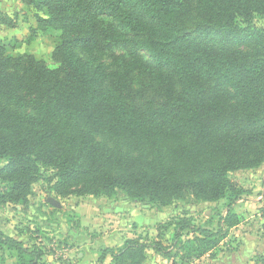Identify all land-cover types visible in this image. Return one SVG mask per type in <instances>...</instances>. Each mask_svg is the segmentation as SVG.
<instances>
[{
    "label": "trees",
    "instance_id": "obj_1",
    "mask_svg": "<svg viewBox=\"0 0 264 264\" xmlns=\"http://www.w3.org/2000/svg\"><path fill=\"white\" fill-rule=\"evenodd\" d=\"M27 1L37 30L61 33L58 66L0 44V206L27 203L48 167L63 197L226 198L215 231L174 224L170 247L189 229L200 237L184 249L215 248L238 224L228 174L264 162V32L251 25L264 0ZM0 245L37 257L2 232ZM147 248L168 256L128 239L95 264H144Z\"/></svg>",
    "mask_w": 264,
    "mask_h": 264
},
{
    "label": "rangeland",
    "instance_id": "obj_2",
    "mask_svg": "<svg viewBox=\"0 0 264 264\" xmlns=\"http://www.w3.org/2000/svg\"><path fill=\"white\" fill-rule=\"evenodd\" d=\"M36 15V8L27 0H0V44L8 56L31 55L55 68L58 63L52 54L61 33L37 30ZM251 25L264 32V15L255 14ZM241 48L248 49V45ZM5 163L0 159V169ZM53 173L50 167L42 169L27 203L0 206V232L37 253L35 258L0 245V264H29L33 258V264H95L101 249H117L128 239L159 240L165 247L167 257L147 248L144 264H264V162L228 174L241 190L233 207L238 224L202 255L183 248L198 244L196 238L200 236L189 229L181 235L182 242L189 243L170 247L174 224L182 220L215 231L226 214V198L202 201L186 195L160 204L147 197L128 196L120 189L111 196L63 197L53 189L57 178L48 180ZM6 188L7 183L0 180V192ZM49 198L60 206L52 205ZM103 264H110V259Z\"/></svg>",
    "mask_w": 264,
    "mask_h": 264
},
{
    "label": "water",
    "instance_id": "obj_3",
    "mask_svg": "<svg viewBox=\"0 0 264 264\" xmlns=\"http://www.w3.org/2000/svg\"><path fill=\"white\" fill-rule=\"evenodd\" d=\"M48 200H49V202H51L52 205H54V206H60V203L57 200H55L53 198H49Z\"/></svg>",
    "mask_w": 264,
    "mask_h": 264
}]
</instances>
